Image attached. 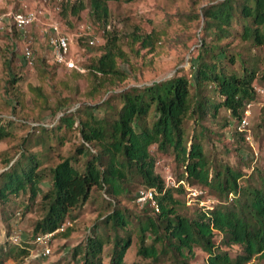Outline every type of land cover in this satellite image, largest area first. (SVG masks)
Segmentation results:
<instances>
[{
	"label": "trees",
	"instance_id": "obj_1",
	"mask_svg": "<svg viewBox=\"0 0 264 264\" xmlns=\"http://www.w3.org/2000/svg\"><path fill=\"white\" fill-rule=\"evenodd\" d=\"M119 1L132 0H90L91 13L98 20H106L108 4ZM201 13L202 41L188 75L177 74L166 81L132 87L97 104L84 105L82 110L64 115L61 124L54 128L37 127L23 140L19 157L5 160L6 169L0 174L2 205L27 194L33 204L41 195L42 219L36 224L35 235L57 231L70 212L85 205L94 191H105L112 205L130 191L132 183L139 181L145 187L143 190H155L158 213L153 208L152 214L134 217L128 209L116 206L96 224L87 239L84 264H103L102 253L107 244L111 250L110 264H125L124 257L135 233L138 256L153 262L172 256L186 264L195 258L196 247L207 254L203 264H249L254 257L264 258V168L253 177L257 185L250 184L249 177L243 189L239 184L243 174L213 157L207 149L213 136L229 126L228 120L219 121L222 111L230 113L239 129L246 106L256 100L254 82L260 58L251 53L245 55L234 42L238 39L249 51L264 50V0H220ZM150 39L134 37L143 47L151 44ZM87 46L90 47L88 43ZM102 50L89 69L96 76L126 78L118 64L125 54L117 36L110 37ZM61 68L80 75L77 70ZM17 82L14 75L9 83L14 89ZM113 84H95L91 94H99L103 86ZM39 94L38 102L45 103L46 97ZM13 104L14 108L22 105V98L16 95ZM67 108L66 103L59 104L52 113L57 115ZM76 120L82 143L74 153L48 165L43 151H32L35 144L51 149L50 140L61 141L57 134L62 124L71 127ZM190 124L192 135L188 131ZM261 126L262 142L264 111ZM12 127V121H0V142L13 136ZM237 128L236 133L242 134ZM152 146L158 153L174 156L185 167L188 181L212 188L221 199L232 195V201L202 211L195 218L179 213L178 202L155 173ZM218 234L225 244L240 246L242 252L233 258L221 251L216 242ZM79 250L80 247L75 254ZM1 253L0 264H4Z\"/></svg>",
	"mask_w": 264,
	"mask_h": 264
},
{
	"label": "rangeland",
	"instance_id": "obj_2",
	"mask_svg": "<svg viewBox=\"0 0 264 264\" xmlns=\"http://www.w3.org/2000/svg\"><path fill=\"white\" fill-rule=\"evenodd\" d=\"M219 1L110 2L108 18L98 20L91 13L90 0H0V17L4 19V28L0 32V121L7 119L13 122V136L0 142V174L6 169L5 160L19 157L23 140L33 134L37 127L54 128L61 124L60 119L64 115L82 110L84 105L107 100L114 93L166 81L177 74L188 75L202 41L204 17L201 12ZM30 11L43 13L39 22L24 32L11 27L13 15ZM53 21L59 22L70 35L72 53L84 69L79 71L78 76L66 72L50 60L47 24ZM113 35L117 36L125 54V61L118 60L127 75L122 80L100 74L96 76L89 69L91 63L102 55V48ZM136 36H149L151 44L143 47L140 41H134ZM90 39L94 40L93 45L88 43ZM234 45H239L238 49L245 55L251 53L253 57L260 58L258 77L254 82L257 97L246 106L243 118L247 119L249 125L242 130V134L236 133L237 124L230 113L222 111L219 121L228 120L229 126L213 136L207 149L210 148L213 157L243 174L239 184L245 189L249 177L250 184L257 185L253 177H256L259 169L264 168V139L261 142L262 126L259 127L264 111V50L249 51L238 39H235ZM27 48L33 53L32 63H28L24 57ZM44 59L47 63L43 62ZM14 75L18 77V82L13 89L9 82ZM100 82L114 84L103 86L99 94L92 95L94 85ZM40 92L46 97L45 103L38 102ZM14 95L23 100V104L16 108ZM64 103L68 105L66 112L54 115L53 110ZM62 125L57 134L61 141L50 140L53 145L51 149L46 150L42 144L31 147L32 151L44 152L48 165L57 164L59 159L74 153L82 143L78 120L71 127ZM211 126L219 129L216 125ZM192 129L190 124V135L193 134ZM151 153L156 160L155 173L165 181L166 189L178 202L176 208L179 213L195 218L202 211L232 201V195L228 199H221L212 188L188 181L185 167L174 156L158 153L155 146L151 147ZM43 188L46 190L47 186ZM144 188L139 181H135L130 185V191L112 205L108 203L110 201L105 191H94L85 205L70 212L62 230L56 231L47 242L51 250L48 256L42 255V245L36 241L41 234H34L36 224L42 219L39 208L41 195L33 204L29 194L13 198L6 206L0 202V253H4H1L4 264H84L87 239L93 234L96 224L110 215L116 206L128 209L134 217L152 214L155 208L153 204L138 201V195ZM136 236L135 233L127 249L125 264H183L172 256L157 262L142 259L137 254L139 241ZM216 242L221 251L233 258L242 252L240 246L225 244L220 234L216 235ZM147 243H151V239ZM78 247L81 250L75 254ZM195 254V258H190L186 264H203L207 254L198 247ZM110 260L111 250L107 244L102 253V262L110 264ZM249 264H264V258L254 257Z\"/></svg>",
	"mask_w": 264,
	"mask_h": 264
},
{
	"label": "built area",
	"instance_id": "obj_3",
	"mask_svg": "<svg viewBox=\"0 0 264 264\" xmlns=\"http://www.w3.org/2000/svg\"><path fill=\"white\" fill-rule=\"evenodd\" d=\"M43 13L38 11H30L26 13H17L11 17L12 24L11 27L17 31L24 32L26 29L35 25L40 21ZM47 32L49 34V51H50V60L53 64H56L60 67H64L70 70H77L82 72L84 69L80 65V61L72 53V41L70 35L64 31L59 22H50L47 24ZM4 28V19L0 17V32ZM90 45L94 44V40L90 39L88 41ZM25 59L28 63H32L34 56L30 49H26ZM249 125L246 118L240 123L239 130H244ZM138 201L141 204L151 203L154 205L157 211H159L158 206L156 207L155 201V191L153 189L143 190L138 196ZM63 226V225H62ZM60 227L58 230H62L63 227ZM57 230V231H58ZM56 232V231H55ZM55 232L46 233L44 235L38 236L36 241L39 245H42L43 256H48L51 253L50 248L48 247L47 242H49Z\"/></svg>",
	"mask_w": 264,
	"mask_h": 264
}]
</instances>
